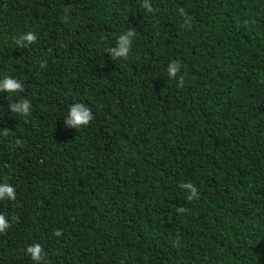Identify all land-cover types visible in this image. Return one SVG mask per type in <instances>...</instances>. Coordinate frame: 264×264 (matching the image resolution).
<instances>
[{
  "label": "trees",
  "instance_id": "obj_1",
  "mask_svg": "<svg viewBox=\"0 0 264 264\" xmlns=\"http://www.w3.org/2000/svg\"><path fill=\"white\" fill-rule=\"evenodd\" d=\"M142 2L0 0V80L32 104L17 116L0 92V183L16 189L0 264H34L36 243L50 264H264V0ZM76 102L94 116L80 132L64 124Z\"/></svg>",
  "mask_w": 264,
  "mask_h": 264
},
{
  "label": "clouds",
  "instance_id": "obj_2",
  "mask_svg": "<svg viewBox=\"0 0 264 264\" xmlns=\"http://www.w3.org/2000/svg\"><path fill=\"white\" fill-rule=\"evenodd\" d=\"M147 13H153L155 10L153 9L150 0H143L140 5ZM179 14L184 16V9L180 8ZM247 23V21H245ZM183 28L190 27V23L187 19H185L184 23L181 25ZM136 36V29L134 27L129 28L126 32L119 35L117 38L115 47H108L106 49V53L111 60H127L129 58V54L132 48L133 40ZM15 44L18 48H26L29 45L35 44L37 42V36L34 32H28L26 34H22L19 38L14 40ZM41 68L46 67V62H42L40 64ZM181 63L179 60L171 61L166 69L167 77L171 79L178 78V87L182 88L184 86V77L179 76L178 74L181 71ZM24 91V85L17 80L16 78L5 76L2 80H0V92L8 93V108L11 113L16 114L20 117H28L31 113L32 104L29 100L20 98L18 100L13 101L12 94L22 93ZM94 116L92 114V109L90 107H86L83 103H73L70 105L68 110V115L64 119V124L68 128L75 129L77 132H80L81 129L86 128L93 121ZM2 134L4 136H8L12 131L7 128L2 130ZM14 143L17 147H22L23 142L20 139H15ZM180 189L187 190L186 200L188 202H192L194 200L199 199V189L191 182H182L179 184ZM8 200L15 201L16 200V189L7 183H0V201ZM177 213L183 214L186 209L184 207H176ZM11 227L8 218L2 213H0V234L6 233V231ZM63 235V231L61 229H57L53 232V236L61 237ZM179 237H177V241H174V246H179L178 244ZM25 253L30 256L31 260L34 264H50V262L46 259L47 253L44 252L42 246L39 243L29 245L25 250Z\"/></svg>",
  "mask_w": 264,
  "mask_h": 264
}]
</instances>
